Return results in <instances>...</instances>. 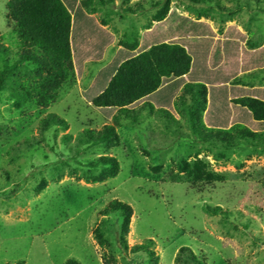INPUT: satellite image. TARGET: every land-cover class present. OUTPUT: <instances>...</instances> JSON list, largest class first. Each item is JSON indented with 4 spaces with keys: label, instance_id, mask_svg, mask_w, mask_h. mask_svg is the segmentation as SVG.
Listing matches in <instances>:
<instances>
[{
    "label": "rangeland",
    "instance_id": "1",
    "mask_svg": "<svg viewBox=\"0 0 264 264\" xmlns=\"http://www.w3.org/2000/svg\"><path fill=\"white\" fill-rule=\"evenodd\" d=\"M7 1L0 0V37L14 49L12 25L5 21ZM172 1L183 9L180 1ZM247 2L255 8L254 0ZM218 4L231 11L210 13L215 31L236 25L257 47L264 45V13L236 8L234 0H212L210 5ZM147 5L151 6L150 0ZM188 11L195 15L194 9ZM118 18L117 14V22L112 23L117 32L122 30L118 23L129 29L144 22L137 16ZM114 49L115 45L107 49L101 64H87L84 76L63 86L47 109L26 105L15 110L10 102L0 100V264H65L70 259L104 264L102 255L113 258L111 264H147L144 254L130 252L147 240L153 241L159 264H174L181 247L205 257L206 264H264V153L240 152L228 160L217 159L215 150L200 143L191 147L188 139L178 136L188 133L185 121L181 120L182 130L173 124L166 130L147 110L132 126L123 120L115 148L86 149L77 143L81 131L100 130L107 124L81 92L90 74L110 61ZM255 77L250 85L263 86L264 73ZM51 114L64 119L68 129L51 126L41 135L40 122ZM196 151L198 158H206L229 180L211 193H196L184 183L162 182L174 161L183 156L192 159ZM102 155L117 160V175L99 183L86 182V163ZM159 165V173L152 171ZM112 200L132 209L124 236L126 251L118 241V217L101 215ZM205 205L223 211L208 214ZM102 220L106 233L101 239L107 238L110 245L105 242L101 248L94 230Z\"/></svg>",
    "mask_w": 264,
    "mask_h": 264
},
{
    "label": "trees",
    "instance_id": "2",
    "mask_svg": "<svg viewBox=\"0 0 264 264\" xmlns=\"http://www.w3.org/2000/svg\"><path fill=\"white\" fill-rule=\"evenodd\" d=\"M187 1L205 5L212 2ZM234 1L236 8L264 13V0H254L255 8L247 5V0ZM113 2L8 0L5 21L12 25L14 49L4 45L0 37V100L10 102L15 110L27 108L26 105L47 109L57 101L63 86L83 77L87 63L101 64L115 36L92 14L97 6ZM160 4L155 26L142 34L140 42L136 36L132 44L120 40V48L82 90L86 104L107 124L100 130L81 131L77 143L85 144L86 149L115 148L120 142L117 130L123 126V120H129L132 126L147 110L166 130L171 124L182 130L181 120L185 121L188 133L178 136L187 138L191 147L200 143L215 150L217 159L228 160L240 152L264 153V85H247L258 73H264V45L257 47L236 26L216 34L206 23L175 11L168 13L170 0ZM217 6L220 11H230ZM51 126L68 129L64 119L51 114L41 120L39 133L42 135ZM198 154L196 151L192 159L183 156L174 161L162 182L184 183L196 193H211L229 180L226 173L214 170ZM86 167L84 179L88 183L113 178L119 170L117 160L110 155L89 161ZM161 169L159 165L152 171L159 173ZM214 208L205 205L203 210L208 214L223 211ZM101 215L118 217V241L126 251L124 236L129 231L131 207L112 200ZM94 233L102 248L108 241L101 239L106 233L105 220ZM153 246V241L147 240L132 246L130 252L144 254L147 264H159ZM102 261L111 264L114 259L102 255ZM173 263L206 264V258L181 247ZM65 264L79 263L70 259Z\"/></svg>",
    "mask_w": 264,
    "mask_h": 264
},
{
    "label": "crops",
    "instance_id": "3",
    "mask_svg": "<svg viewBox=\"0 0 264 264\" xmlns=\"http://www.w3.org/2000/svg\"><path fill=\"white\" fill-rule=\"evenodd\" d=\"M163 1L164 0H162V2ZM178 1H180L182 3L183 6L181 8H183V9L175 7L173 4V1L170 0V4L168 6V9H169L168 13L170 11H175L179 15L188 17L193 21L206 23L210 26V28L216 34H218L220 31L224 32L226 30V28H228L229 26H236V25L231 24V25H227L224 28V30L219 29L218 31H215V29L212 25L213 24L212 22L214 20L212 19V16H210V13L212 14L214 12H217V13H220V15H221V13H226V11H220V9H218L217 5H214L216 7H211L210 2H208V4L205 5V4H192L187 0H178ZM147 2H148V0H128V1L127 0H114V2L111 4L96 7L97 9L92 15L94 16V18L96 19V21L100 25L104 24V26L102 25L103 28L107 29L110 33H112L115 36V42L112 44V46L115 45V49L113 51V54L120 48V46H119L120 40H122L124 42V44H126V45H127V43L132 44V41L135 39L134 37L136 36L138 39V42H140V38H141L142 34L145 32H149L155 26V24H156L155 16L157 14V11L159 10V8L162 5L160 4L161 2H158L156 0H154V2L152 0H150L151 6H148ZM108 6H112L113 7L112 10L108 9ZM119 6L121 7L120 10L118 9ZM220 6H221V4H220ZM185 8H186V10L190 9V11H191V9H194L195 15H190V12L189 11L186 12ZM223 8H228L231 11V9L229 7L223 6ZM182 12H184V13H182ZM98 13H99V15H98ZM117 14L119 15L118 19L121 21H124V19L127 18V16H137V17H142L144 19V22L141 25H138L137 27L131 26V28H129V29H127L128 27L126 28V25H123L122 23H118V26L121 27L122 30L117 32L116 28L112 24L114 21H116L115 19H116ZM236 28L238 29L237 26H236ZM240 32H242V31H240ZM242 33H244V32H242ZM105 53H104V55H105ZM103 58H104V56H103ZM87 64H89V63H87ZM85 68H86V66H85ZM84 74H85V70H84ZM94 74H92V73L90 74L91 77H90L89 84H90L91 78ZM253 81L254 80H252V78H251L250 81L247 83V85H250L251 83H253ZM89 84H88V86H89ZM255 87H257V86H255ZM173 113H174V115L177 116V118H179L178 114L176 113V110H174Z\"/></svg>",
    "mask_w": 264,
    "mask_h": 264
}]
</instances>
